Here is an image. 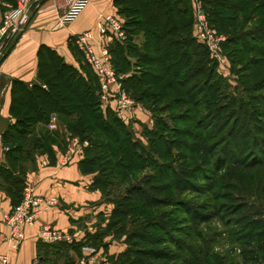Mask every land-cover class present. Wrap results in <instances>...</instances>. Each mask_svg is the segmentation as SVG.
Returning a JSON list of instances; mask_svg holds the SVG:
<instances>
[{"label": "trees", "instance_id": "trees-1", "mask_svg": "<svg viewBox=\"0 0 264 264\" xmlns=\"http://www.w3.org/2000/svg\"><path fill=\"white\" fill-rule=\"evenodd\" d=\"M201 1L210 25L229 40L241 38L245 50L256 45L248 38L264 44V26L245 27L264 0ZM113 4L124 16L125 40L112 42L108 50L122 88L151 113L152 125H142L143 141L134 138L131 125L114 111L102 110L98 76L82 62L80 50L77 68L41 44L36 80L10 82L14 121L1 133L0 162V191L10 208L21 201L27 173L37 168L36 156L46 154L55 162L53 146L66 149L63 135L46 127L52 114L80 142H87L79 169L93 174L89 188L99 190L112 205L108 214L98 213L94 230L87 229L78 241L38 238L33 264H75L84 246L105 249L107 236L125 243L121 252L107 255L111 264H206L211 255L202 246L196 249L195 242L201 240L198 227L213 218L227 224L243 244L241 264H264V133L252 134L259 129L256 117L264 118V105L262 112L249 106L255 94L219 97L222 81L207 47L193 36L190 0ZM74 41L70 39V46L77 51ZM261 59L250 58L248 70ZM258 85L264 90V78ZM194 128H204L202 135ZM240 137L250 139L242 155L232 147ZM174 149L179 150L171 156ZM191 156L196 160L188 167ZM249 168H259L260 177L242 189L235 177ZM221 170L222 181L216 185L211 175ZM214 190L212 197H184ZM213 197L221 201L213 204ZM249 198H256L258 206ZM174 212L182 213L180 224Z\"/></svg>", "mask_w": 264, "mask_h": 264}, {"label": "crops", "instance_id": "crops-1", "mask_svg": "<svg viewBox=\"0 0 264 264\" xmlns=\"http://www.w3.org/2000/svg\"><path fill=\"white\" fill-rule=\"evenodd\" d=\"M14 2L16 5V0H0V22L4 13L15 7ZM67 7L66 0H34L28 23L18 34L5 38L4 55L0 57V136L6 126L14 121L9 113L11 79L17 78L29 83L36 80L37 50L41 44L56 50L67 63L80 68L77 56L82 55L79 49L77 51L71 49V38L75 40L78 34L90 32L89 42L96 51L102 46L108 48L114 41L125 40L117 37L112 28L107 26L103 29L100 25L102 16L111 14L121 21L122 29L124 28V19L118 13L113 0H87L71 21L59 23ZM81 60L83 62L84 58ZM117 83L119 88L113 85L112 90L118 94L105 99L102 98V91L99 89L101 108L104 112L110 108L124 122L131 125L135 135L140 136L142 125L150 127L152 120L145 107L122 88L120 81L117 80ZM122 97L126 100L122 101ZM52 117L55 118V127L49 128L48 123ZM49 122L46 127L63 135L66 149L62 151L56 145L53 146L55 162H49L46 154L37 155V168L27 173L26 186H29L34 194L55 198L57 203L51 207L41 208L35 221L26 228L25 239L19 246L14 248L9 242L0 241V253L6 254L11 264H33L36 261V241L41 225L48 224L57 228L69 238L65 241H78L85 235L87 229L94 230L93 223L98 213L106 215L112 207L102 200L99 190L89 188L93 174H83L79 169L78 161L83 156L82 148L87 142H80L77 136H73L55 114L50 116ZM3 160L4 151L0 145V162ZM9 209V198L0 191V238L8 231L3 214ZM105 241H107L105 249L84 246L82 256H76L75 264L81 260L84 264H111L107 255L121 252L125 248V243L112 239L111 236H107Z\"/></svg>", "mask_w": 264, "mask_h": 264}, {"label": "built area", "instance_id": "built-area-1", "mask_svg": "<svg viewBox=\"0 0 264 264\" xmlns=\"http://www.w3.org/2000/svg\"><path fill=\"white\" fill-rule=\"evenodd\" d=\"M33 1L34 0H16L15 7L10 8L4 13L0 22V57L4 55L3 44L5 38L18 34L28 23L32 14ZM190 1L193 14V36L199 43H202L207 47L211 57L216 60L219 65L218 71H222L226 68L227 64L226 56L221 53L220 48V44L224 41L225 37L222 34L216 33L214 28L210 25L202 1ZM66 2L68 7L62 14L59 23H67L71 21L84 7L87 0H66ZM100 25L103 29L107 26L112 28L117 37L121 39L125 38L122 23L115 15L107 14L102 16V23ZM90 37L91 33L85 31L78 34L74 42L82 52L85 61L98 76L102 98L105 99L106 97L117 93V91L113 92L112 88L113 85L119 88V84L117 83L116 72L108 48L102 46L99 51H96L93 48V45L89 42ZM125 100L126 99L122 97V101ZM118 103H121V99ZM54 121L55 118L52 117L51 121L48 123L49 128L55 127ZM0 145L2 146L1 136ZM2 148L4 149L3 146ZM56 203L57 200L55 198H48L46 196L34 194L31 188L26 186L19 204L10 208L9 211L3 214V220L8 231L0 238V241L9 242L14 248L19 246L25 239L26 228L35 221L41 208L51 207ZM39 238L47 243L69 239L63 232L48 224L41 225L39 229ZM0 264H11L9 257L6 254L0 253ZM76 264L84 263L81 260Z\"/></svg>", "mask_w": 264, "mask_h": 264}, {"label": "rangeland", "instance_id": "rangeland-1", "mask_svg": "<svg viewBox=\"0 0 264 264\" xmlns=\"http://www.w3.org/2000/svg\"><path fill=\"white\" fill-rule=\"evenodd\" d=\"M245 14L246 13H241L242 16H244ZM122 18L124 19L123 15ZM255 24H258L260 27L264 26V6L263 7L259 6L255 14L253 15V18L246 23L245 27L246 29H248L249 27L254 26ZM211 26L214 28L216 33L222 34L225 37L223 42H225V40H227L228 38V40L225 42L224 45L223 42L220 44L221 53L224 54L227 59L226 68L224 70L218 71L219 69L218 63L216 62V60H214L211 57L210 53L208 52L209 57L213 59L212 61L215 63L216 73L220 76L222 81V86L221 88H219L220 91L218 92L219 97L220 95H224V96L229 95L236 99L242 95L249 96L251 94H255V96L251 99L249 106L251 108H256L257 110H261L262 112L261 107L264 105V101H263L264 90L260 89L258 84H260V81L264 78V44L262 42H256L255 40L248 38L250 42H255L254 44L256 45L252 46L251 48L252 50H245L243 48V40L241 41V38L238 39V41L236 42L235 40H229L230 37L227 33L218 31L216 27H214L213 25ZM250 58L252 59L262 58V59L257 63V65L251 67L248 70L249 67L246 64H248ZM207 66H209V64H207ZM232 104L236 105L237 102L235 101ZM146 111L151 117L150 111L148 109H146ZM262 120H264V118L261 117V115H258V117H256L255 124L256 126L259 127V129L254 130V132L252 131V134L255 133L256 136H260L261 134L264 133V124L262 123ZM175 124L178 126L179 123H175ZM179 125L183 126V124H179ZM203 129L194 128V132H198L199 135H202L204 131ZM135 137L141 138V135L140 136L134 135V138ZM248 140L250 139L248 138ZM248 140H243V137H240L233 141L232 147L235 148L236 151L242 155L243 150L241 149L250 146L249 144L250 142ZM178 150L179 149H174L171 153L172 154L171 156H174V154H176ZM248 155L249 154L245 156L247 157ZM198 157L202 158L200 155ZM195 160L196 159H194V157L191 156L189 161L186 163V166L188 167L192 166L195 163ZM222 172H223L222 170L217 171L215 172L214 175H211V178H213L214 183L216 185L222 181L220 178V174H222ZM258 176L260 177L259 168H249L240 171V173L237 174L235 178H236V182L240 185V187L242 189H245L253 186ZM215 192L216 191L214 190L211 193H207L205 195L200 194L198 196L192 193H185L184 197L185 198L197 197L201 199L205 196L209 197L211 196V194H214ZM249 199H252L250 200V203H252L253 207L258 206V201L256 198H249ZM211 200L213 204L221 201L220 199L216 201L215 197H213ZM174 216L177 221V224H180V222H182L180 218L183 217L182 213L174 212ZM197 231H199L198 236L196 235L195 236L201 240L195 242V247H197L196 249H198V245L199 247L202 246L201 250L209 252L208 254L211 255L209 258L204 259L206 264H214L215 263L214 259L217 260V264L242 263L240 254L244 246L239 241V239H236L237 238L236 235L234 233H231L230 227H228L227 224L222 223L221 220H219L218 218H213L210 222L200 225ZM189 257L191 258L193 256H189Z\"/></svg>", "mask_w": 264, "mask_h": 264}]
</instances>
